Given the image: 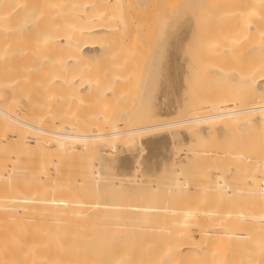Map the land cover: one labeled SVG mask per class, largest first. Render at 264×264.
Segmentation results:
<instances>
[{"label":"bare ground","instance_id":"bare-ground-1","mask_svg":"<svg viewBox=\"0 0 264 264\" xmlns=\"http://www.w3.org/2000/svg\"><path fill=\"white\" fill-rule=\"evenodd\" d=\"M109 1L0 0V264H264V143L240 130L264 132V7L260 10L253 0L251 6L248 0H219L220 6L234 3V8L229 13L223 9L228 14L223 26L214 17L223 28L216 22L210 40L203 38L208 41L198 44V51L194 47L197 58L186 67L193 70L184 68L188 85L185 76L179 77L185 73L177 60L187 33L177 30L176 38L171 36L175 42L165 40L163 52L169 53L170 46L173 51L170 57L162 54L169 66H161L168 71L159 89L173 105L155 116L177 118L129 127L134 106L124 113L120 103L130 95L126 86L135 80L137 60L144 61L142 68L147 64L149 58L140 60L147 40L143 26L134 37L116 38ZM239 3L249 7L237 8ZM115 11L122 14L121 8ZM231 60L239 68L223 66ZM83 103L105 108L89 117L82 114L89 118L86 124L97 122L89 131L82 128L79 113L84 111L78 112ZM226 129L231 135L225 140ZM211 133L219 146L201 152L208 163L188 177L185 168L197 164L199 155L189 142L195 138L201 145ZM242 137L251 140L246 143L252 148L249 155L239 148ZM132 142L137 144L129 148ZM116 145L123 150L118 155L112 149L117 156L109 157L106 148ZM65 153H75L76 160L91 154L93 166L74 160L63 168L60 156ZM111 164V174L104 173ZM202 185L204 190H198ZM93 193H102L106 204H87ZM200 193L202 200L197 199ZM122 196H136L135 208H116L114 201ZM209 198L241 206L220 210L207 203ZM72 199L78 203L72 205ZM150 202L158 204L147 206ZM142 237L159 243L146 250L139 243Z\"/></svg>","mask_w":264,"mask_h":264},{"label":"rangeland","instance_id":"rangeland-1","mask_svg":"<svg viewBox=\"0 0 264 264\" xmlns=\"http://www.w3.org/2000/svg\"><path fill=\"white\" fill-rule=\"evenodd\" d=\"M207 3V4H209V5H211L212 3V5L214 6V7H210L209 5L207 6V4L205 3V2ZM120 0L118 3H115V1L114 0H111V1H109L107 4H106V6L107 7H109V8H111L112 9V11H113V14H112V16H113V19L111 20L112 22H113V25L117 28H115L116 29V33H115V36H116V38L117 39H128V38H130V37H134L133 35H134V32H135V30L140 26H143L142 27V29L144 28V31H145V38H144V41H146L147 40V43L146 42H144V44L145 45H148V46H145L144 45V47L146 48H143V50L141 51V55L143 54L144 56H145V59H144V56H140L141 58H143V59H140V60H145L146 61V58H149L148 60H149V63H150V65H149V63H148V60L145 62V63H147V64H144L145 65V68L147 69V71H146V69L143 67H141V66H143V63L142 62H144V61H139V60H137V64H136V67L135 68H137L138 67V69H135L134 71H135V80L130 84V86H126L127 87V89H129L130 88V92H128L130 95H129V97H127V99L124 101V102H122V103H120V105L122 104L123 105V111L122 110H120V108L122 109V106H118V107H116V112H119L118 110H120V111H122V112H124V110L125 111H127L125 108H127L130 112H131V110H132V108H133V106H134V111L133 112H131L130 114H132V116L131 117H133L134 116V118H131V123H128L127 124V126H129V127H134V126H140V125H145V124H153V123H157V122H160V121H163L166 117H162V116H155V115H157L156 113L158 112V114H160L161 113V111H162V113L163 112H168L169 110L168 109H170L171 107L170 106H172L173 105V103H172V105H168V100H169V94L168 93H162L163 95L161 96V91H163V90H161V89H159V88H161L162 86V84H164L165 85V83H164V78L166 77V71H168V67L167 66H169V64L167 65V60L169 61V59L167 58V56L168 57H170L168 54L171 52L172 53V46H170L171 48H169V47H167V49H166V51H168L169 50V53H166V52H163L164 51V49H161L162 48V46H163V43L165 42V40L167 41V44H168V40H170L171 39V36L172 35H174L175 36V34H176V32H182V34H183V36H185L186 38H184V39H182V40H188L187 42H185V41H182L183 43H181L182 44V50H180V51H178V62H179V64L181 63V65H182V63H183V65L181 66V67H183V69H180L181 70V72H183L184 71V68L188 71V70H190V71H188L187 73H191V71L193 70V68L191 69L190 67H192L191 65H189V67L188 68H186L188 65H187V63H191L192 62V60H193V62H194V59L195 58H197V57H194V56H196V54H197V51H198V48H197V46L199 47V45L198 44H200L203 40L204 41H208V40H210V39H208L207 37H211V36H209V31L211 30V29H213V28H215L216 27V25L217 24H215L216 22L218 23V22H220V21H216V20H218V19H220L221 20V22L220 23H222L223 21H222V19L224 18V16L225 15H228V14H225V13H227V11H228V13H229V8L231 9L232 7L234 8V3H232L231 5H230V3H228V4H223V5H221V6H228V7H226V8H223V7H221L219 4L221 3V1H223V0H221V1H219V0ZM213 1V2H212ZM215 1V2H214ZM231 0H229V2H230ZM233 1V0H232ZM243 1V0H242ZM241 1V2H242ZM246 0H244V2H245ZM220 2V3H219ZM224 2H226V0L224 1ZM223 2V3H224ZM235 2V1H234ZM238 2H240V0L238 1ZM250 2H252L251 0H248V2L246 1L245 3H247L248 5L250 4ZM253 2L255 3V2H257V3H259V6H258V8L261 10V8H260V6L262 7H264V5L262 4L261 5V3L263 2L264 3V0H253ZM202 3H204V5L202 4ZM218 4V5H214V4ZM243 3V2H242ZM245 3L244 4H240L239 6L240 7H237V8H242L241 6H244V7H247L248 5L246 4V6H245ZM206 4V5H205ZM252 4H250L249 6H251ZM258 5V4H257ZM202 6H205V7H203L202 8ZM220 6V7H219ZM248 6V7H249ZM116 7L117 8H121V10H122V14H118L119 12H116L115 10H116ZM255 7V6H254ZM257 7V6H256ZM262 7V8H263ZM207 8H209V9H207ZM221 8V9H220ZM228 8V10H226ZM252 7H250V8H247V9H251ZM202 9V10H201ZM203 9H204V11H205V9L207 10V12H205L204 13V11H203ZM226 10V12L224 13V10ZM257 9V8H256ZM214 10H215V12H214ZM233 10H235V9H233ZM124 11H125V13H124ZM232 11V10H231ZM230 11V12H231ZM221 12V13H220ZM264 12V11H263ZM182 13H184V14H182ZM207 13H208V15H207ZM218 13H219V16H217L218 15ZM232 13V12H231ZM225 14V15H224ZM205 15H207V17L205 16ZM211 15V16H210ZM223 15V16H222ZM179 17V18H178ZM214 17H216L215 19H214ZM221 17V18H220ZM177 18H178V21H177ZM206 18L208 19V21L206 20ZM209 18H211V19H209ZM122 19H123V21H122ZM180 19V20H179ZM212 19L214 20V21H212ZM190 21V23L188 22V21ZM209 20H211V21H209ZM186 21V22H185ZM124 22V23H123ZM210 22V23H209ZM177 23V24H176ZM186 24H188V25H186ZM191 24V25H190ZM209 24V25H208ZM122 25V26H121ZM186 27H185V26ZM210 25H212V27H210ZM221 24H219L218 23V26H220ZM224 24L222 23V26H223ZM176 26V27H175ZM217 26V27H218ZM225 26L227 27L228 25H226L225 24ZM175 27V28H174ZM184 27V28H183ZM189 27V28H188ZM221 27V26H220ZM225 27V28H226ZM179 28V29H178ZM221 28H223V27H221ZM173 29V30H172ZM175 29V30H174ZM182 29V30H181ZM186 31H185V30ZM190 29V30H189ZM216 29V28H215ZM217 29H219V28H217ZM178 30V31H177ZM214 30V29H213ZM212 30V31H213ZM173 31V32H172ZM178 32V33H179ZM184 33H187V34H185L184 35ZM214 33V32H213ZM181 33H180V35H182ZM204 34V35H203ZM179 34H178V36H180ZM190 35V36H189ZM210 35H212V34H210ZM216 35V34H215ZM174 36H173V38L171 39V40H175V38H176V36H175V38H174ZM177 36V37H178ZM183 36L182 37H179V38H183ZM206 37V38H205ZM203 38H205V39H208V40H205V39H203ZM178 39V38H177ZM193 39H195V41L193 40ZM192 41H194V45L192 44ZM203 41V43H201V45L202 44H204L205 42ZM217 41H218V39H217ZM216 41V42H217ZM157 42V43H156ZM175 42V41H174ZM197 42V43H196ZM215 42V43H216ZM159 43V44H158ZM157 44V45H156ZM169 44H171V43H169ZM172 44H173V42H172ZM180 44V45H181ZM165 45H166V42H165ZM183 45L185 46V48L183 47ZM247 45H248V47H247ZM158 46V47H157ZM169 46V45H168ZM153 47V48H152ZM160 47V49H158L157 50V48H159ZM163 47H166V46H163ZM195 47L196 48V50H195V48H194V50H193V48ZM156 48V49H155ZM169 48V49H168ZM249 48H250V46H249V43L248 44H246V47H245V50L244 51H246L245 52V54L246 55H248V54H250V52H248V50H249ZM146 50V53L145 52H143V51H145ZM154 49V50H153ZM171 49V50H170ZM200 49V48H199ZM190 52H188V51ZM182 51V52H181ZM250 51V50H249ZM150 52V53H149ZM155 52V53H154ZM192 52V53H191ZM194 52V53H193ZM247 52H248V54H247ZM189 53V54H188ZM159 54H160V56H159ZM162 54H167V56L165 57V55H162ZM187 54L188 55H191L192 54V56H190V58H189V60H190V62H188V56H187ZM149 55H151V56H149ZM155 55V56H154ZM159 56V58H158V56ZM171 55V54H170ZM180 55V56H179ZM148 56V57H147ZM153 56L157 59H155V58H153ZM183 58H182V57ZM151 57V58H150ZM164 57V58H163ZM163 58V59H162ZM186 58V59H185ZM248 58V57H247ZM139 59V58H138ZM150 59H151V61H150ZM165 59V60H164ZM183 61H182V60ZM222 59H225L224 57L222 58ZM153 60H155V62H159L158 64H159V66L158 65H156L157 63H155ZM162 61V62H160V61ZM180 60V61H179ZM214 60V63L212 62V64H220V58H219V63L218 62H215V61H218V60H216V59H212V60H209V62H211V61H213ZM247 61V60H246ZM249 61V60H248ZM142 63V64H140V63ZM224 62V61H223ZM231 63H222L223 64V66L224 67H226V68H228V69H230V70H233L235 67H237V68H239V66H240V64H236L235 62H232V60L230 61ZM243 62V61H242ZM155 63V64H154ZM162 63V64H161ZM166 64V65H164V67H161L163 64ZM169 63V62H168ZM186 63V64H185ZM233 63H235V64H233ZM240 63V62H239ZM99 63H96L95 65H98ZM209 64V63H208ZM225 64L227 65V66H225ZM230 64L233 66H230ZM243 64H249V62H247V63H243ZM139 65H140V67H139ZM148 65V66H147ZM155 65V66H154ZM186 65V66H185ZM152 66H154V67H152ZM247 66V65H246ZM165 67H166V69L167 70H165ZM150 68V69H149ZM152 68V69H151ZM154 68V69H153ZM155 68H156V71H155ZM139 69H140V71H139ZM143 69V70H142ZM148 69H149V71H148ZM161 69V70H160ZM162 69H163V71H162ZM141 70L143 71V72H141ZM144 70H145V74L146 75H144L143 73H144ZM153 70V71H152ZM165 70V71H164ZM185 70V71H186ZM161 72L160 74H159V72ZM184 71V73H185V75H182V73L180 74V76L179 77H182L181 78V80L183 79V76H185L186 77V79H185V77H184V80H185V83H187V85H188V82L190 81L189 80V77L188 76H186V72ZM148 72V73H147ZM151 74H150V73ZM163 72V73H162ZM142 73V74H141ZM156 74V76H154L155 74ZM165 73V74H164ZM148 74V75H147ZM153 74V75H152ZM164 74V75H163ZM144 75V76H143ZM162 75H163V77H162ZM144 77V80H146V82H144V84H143V77ZM145 76H146V78H145ZM149 76H150V78H149ZM160 76V77H159ZM155 79H154V78ZM156 77H157V79H156ZM188 77V78H187ZM140 78L142 79V80H140ZM152 79H154V80H152ZM163 79V80H162ZM152 80V81H151ZM156 80H157V82H156ZM162 81V82H159V81ZM189 80V81H188ZM188 81V82H187ZM150 82V84H148ZM156 82V83H155ZM182 82V81H181ZM191 82V81H190ZM190 82H189V84H190ZM142 83V84H141ZM146 84V86L144 87V85ZM157 84H158V86H157ZM161 84V85H160ZM154 85H155V87H154ZM164 85H163V87H164ZM182 85V84H181ZM140 86H141V88H140ZM143 86V87H142ZM153 86V88H151ZM161 86V87H160ZM183 86H185V84L183 85ZM129 87V88H128ZM148 87V88H147ZM157 87V88H156ZM162 87V88H163ZM145 88V89H144ZM156 88V89H155ZM126 88H125V90H127ZM150 89V90H149ZM164 89V88H163ZM182 89H183V87H182ZM149 90V91H148ZM161 90V91H160ZM127 91H129V90H127ZM140 91V92H139ZM144 91V92H143ZM146 91V92H145ZM153 91V92H152ZM157 91V92H156ZM184 91V90H183ZM142 92V93H141ZM148 92H150L149 93V95H148ZM155 92H156V94H155ZM164 92V91H163ZM137 93H138V96H136L137 95ZM147 93V94H146ZM152 93V95H150ZM160 93V94H159ZM141 94V95H140ZM154 94V95H153ZM166 94H167V96H166ZM157 95H158V99H157ZM160 95V96H159ZM165 95V96H164ZM144 96V97H143ZM152 96L155 98H152ZM141 97V98H140ZM146 97H148V98H146ZM149 97L150 98H152L151 100L149 99ZM246 97V96H245ZM249 97V95L247 96V98ZM142 98H143V100H142ZM168 98V99H167ZM139 101H138V100ZM141 99V100H140ZM146 99V100H145ZM148 99H149V101H148ZM157 99V100H156ZM161 99V100H160ZM162 99H163V102H161L160 103V101H162ZM243 99H244V97H243ZM250 99V98H249ZM248 99V101L250 102V100ZM155 102H154V101ZM167 101V104H166V101ZM143 101V102H142ZM153 101V104L151 103ZM157 101V102H156ZM172 101V100H171ZM242 101H244V100H242ZM139 102V103H138ZM169 102H170V100H169ZM248 102V103H249ZM135 103H138L137 105H134ZM148 105H147V104ZM171 103H169V104H171ZM245 103H247V99H246V102ZM84 105L82 106V105H80L78 108H79V111L78 112H82V111H84V112H82V113H79V116L81 115V117H82V119H83V115H84V117H89V116H87V114L89 115H91V113L92 112H94V110H98V109H100V107H103L102 106V104L101 105H99V104H95V105H93L92 106V108H91V106H86V104L87 103H83ZM159 104H161L162 105V107H161V105H159ZM164 104H166V105H164ZM119 105V104H118ZM141 105V108L139 107ZM146 105V106H145ZM169 107H168V106ZM185 104H183V108L182 107H180V108H182V109H184L185 110V106H184ZM87 107V110L85 111V110H83L84 108L83 107ZM152 106V107H151ZM154 106H156L155 108H154ZM157 106H159V107H157ZM180 106H182V105H180ZM132 107V108H131ZM136 107V108H135ZM138 107V108H137ZM147 107V108H146ZM165 107V108H164ZM78 108H77V110H78ZM80 108H82V109H80ZM89 108V109H88ZM104 108V107H103ZM140 108V109H139ZM145 110H143V109ZM93 111H92V110ZM102 109V108H101ZM105 109V108H104ZM103 109V110H104ZM142 109V110H141ZM150 110V111H152V114H151V112L149 111H147V110ZM153 109V110H152ZM158 109H160V110H158ZM165 109V110H164ZM167 109V110H166ZM179 110V108L176 110V113H177V111ZM129 111H127V112H129ZM140 111V115H141V112H143L144 111V113L145 114H147L146 115V117H145V114H143L142 113V115H144V117L145 118H142L141 116L139 117V112ZM86 112V113H85ZM88 112V113H87ZM91 112V113H90ZM127 112H124V113H127ZM138 113V115H137V113ZM156 112V113H155ZM160 112V113H159ZM179 112H181V115L183 116L184 115V113H185V111H182V110H179L178 111V114H179ZM182 112H184V113H182ZM120 113V112H119ZM134 113V114H133ZM155 113V114H154ZM83 114V115H82ZM149 114H151V115H149ZM136 115V116H135ZM149 115V116H148ZM181 115H179L178 116V118H181L182 116ZM78 116V119H80V121H82L81 120V118ZM118 116V115H117ZM151 116H154V117H151ZM91 117V116H90ZM119 117V116H118ZM136 117V118H135ZM171 117H175L174 115L173 116H171ZM171 117H168V118H166L165 120H167V119H170ZM184 117V116H183ZM173 118H171V119H173ZM175 118H177V115H176V117ZM84 119H86V118H84ZM83 119V123L84 124H82V126L83 125H85L84 127H82V128H85V131L86 130H90L91 128H92V126H94V125H91V123H97L95 120H93V121H89V122H87V123H89V124H86V122H84V121H88V119L87 120H84ZM91 119V118H90ZM92 119H94L93 117H92ZM132 119H133V121H132ZM98 122H102L101 120H99ZM89 126H90V128H89ZM244 129V128H243ZM240 129L241 130V134H242V136H249V138H250V136H251V138H256L257 136V138H259V136H260V138H259V140L261 141L260 143L262 144V143H264V132H263V134H258V133H261V131L262 130H256V129H254V128H251L252 130H250V129ZM93 130V129H92ZM231 130H232V128H231ZM231 130H229L230 132H232ZM237 130L238 129H236L235 130V133L234 134H238V133H236L237 132ZM243 130V131H242ZM249 130V131H248ZM244 131H245V133H244ZM255 131V132H254ZM258 131V132H257ZM224 132H226L223 136H226L227 138H225V140L226 139H228L229 138V136H228V134H230L229 132H228V130L226 129ZM228 132V133H227ZM234 132V131H233ZM247 132V133H246ZM252 133V135H253V133H256V135H255V137H253L252 135H250V133ZM243 133H244V135H243ZM211 134H213V133H211ZM233 134V135H234ZM247 134V135H246ZM214 135V134H213ZM231 135V134H230ZM215 136V135H214ZM214 136H211V135H209L208 137H209V139L211 138V140H209V139H207V141H204V143H202L201 145H200V142H196L194 139H192L190 142H189V145L191 146V147H189V149L191 148L192 150H194V151H192L191 149V151L192 152H194V153H196V154H199L198 155V157L197 158H195V159H197V164H198V168L196 167V169H195V167H192L191 165H194L195 164V162H196V160H195V162H190L191 164L189 165V166H191L192 168L190 169L189 168V166H187L185 169V172H186V175L188 176V177H192L193 175L192 174H194L193 173V171L194 172H197V170L200 168V169H202V168H204L205 166H206V162H207V160L206 159H204V157L202 156V155H200V153L201 152H203V151H206V150H209V149H217L216 147H215V145L218 147L219 146V144L218 143H220V141H217V139H216V136L214 137ZM237 136H239L240 137V135H237ZM214 137V138H213ZM220 137V136H219ZM212 138H213V140H212ZM221 138H222V135H221ZM221 138H219V139H221ZM233 138V137H232ZM231 138V139H232ZM243 138V137H242ZM250 138V139H251ZM256 138V139H257ZM223 139H224V137H223ZM223 139L221 140L223 143H224V141H223ZM245 139V140H244ZM247 139V140H246ZM250 139H248V138H243V139H241V141H242V145H241V143L240 144H238L239 145V148L243 151V152H246L245 154H247V155H249L250 154V151H252V148H249L248 146H251V145H248L249 143H251V142H249V140ZM253 139V140H254ZM214 140H216V141H214ZM235 140H238L237 138H236V135H235ZM258 140V139H257ZM32 141V140H31ZM229 141H230V139H229ZM228 141V142H229ZM240 141V142H241ZM246 141V142H245ZM248 141V142H247ZM251 141V140H250ZM221 142V143H222ZM192 143V144H191ZM194 143V144H193ZM199 143V144H198ZM217 143V144H216ZM230 143H231V141H230ZM233 143H235V141L233 140ZM236 143H238V141L236 142ZM246 143H248V144H246ZM136 144L137 143H134V142H132V143H129L128 144V147L129 148H134V145L136 146ZM215 144V145H214ZM256 144H258L257 142H256ZM222 145V144H221ZM246 145V146H245ZM252 145H253V141H252ZM255 145V144H254ZM256 146V145H255ZM118 147V148H117ZM120 145H116V149L115 148H111V147H107L106 149V151L105 152H107V155L109 156V157H114V156H117V154L115 155V152L117 151V150H120ZM253 147V146H252ZM185 149L186 147L185 146H183V147H181V149ZM112 149H114V151L115 152H113L112 151ZM121 149H122V147H121ZM137 150H138V148H136ZM175 149H176V147H175ZM110 150H111V152H110ZM123 150V149H122ZM137 150H135V152H137ZM121 151V150H120ZM120 151H118L119 153H121ZM183 151L184 150H182V151H180V154L182 153L183 154ZM52 152V150H50V153ZM113 152V153H112ZM118 152H116V153H118ZM123 152V151H122ZM109 153H111V154H109ZM119 153H118V155H119ZM88 154V153H87ZM114 155V156H111V155ZM78 155V154H77ZM55 156V155H54ZM90 156H91V158H90ZM181 156V155H180ZM61 160H62V162H61V166L63 167V168H67L68 166H70V162H74V160L75 161H77V163L79 164V163H83V164H88L87 166H90V161H91V159L93 158L92 157V155L91 154H89V156L88 155H83L82 154V156H79V158L76 160V156H75V153H65V154H62L61 156ZM81 157V158H80ZM183 156H181L180 158H182ZM94 159H92V161H93ZM91 161V164L93 163ZM193 161V160H192ZM87 162V163H86ZM208 163V162H207ZM197 164H195V165H197ZM91 166H93V164L91 165ZM113 168V166H112V164L111 165H109V166H107L106 167V169H103L104 171V173H107L108 171H110L109 169H112ZM193 169V170H192ZM195 169V170H194ZM78 170V176L81 174V170L82 169H80V168H78L77 169ZM106 171V172H105ZM112 172V171H111ZM191 172H192V174H191ZM107 174H111L110 172H108ZM195 175H196V173H195ZM162 180V182H167L168 181V179L166 180V179H164V178H162L161 179ZM170 181V180H169ZM169 181H168V183H169ZM104 182V181H103ZM102 183V182H101ZM204 188H205V186H200V187H198V190H204ZM205 192V191H204ZM178 195H176V198H178L177 197ZM135 197L136 196H122V197H118V198H116L115 199V201H114V203H115V206H116V208H120V209H122L123 211H128V210H131V209H133V208H135V206H136V201H135ZM144 197V196H143ZM164 197V196H163ZM203 193H200L199 194V197L197 198V199H199V200H202L203 198ZM71 203H72V205H75V204H77L78 203V200L77 199H72V201H71ZM207 203L208 204H210V205H216L217 206V208L218 209H220V210H232V209H234V208H236L237 206H241V205H237V204H234V203H229V204H226V203H223V202H221V201H219V200H217L216 198H209L208 200H207ZM87 204H90V205H92V206H102V205H104V204H106V201H105V197H104V195L102 194V193H93V196L89 199V201L87 202ZM156 204H158V203H152V202H150V203H148L147 204V206H153V205H156ZM2 214V213H1ZM0 214V215H1ZM1 217H3V216H0V223H1ZM192 233V239L195 241V240H198V235H197V232H195V231H192L191 232ZM139 243H140V245L143 247V248H145L146 250H151V249H153L154 247H156L157 245H158V243H159V241H158V239L157 240H155L154 238H148V237H142L140 240H139ZM1 244V243H0ZM7 252H8V250H7ZM7 254V253H6ZM6 254L4 255V256H6ZM3 255V254H2ZM7 256L9 257V255L7 254ZM8 257H7V259H8ZM0 258H4L3 256L2 257H0ZM6 258V257H5ZM5 260L3 259V261L2 262H4Z\"/></svg>","mask_w":264,"mask_h":264}]
</instances>
